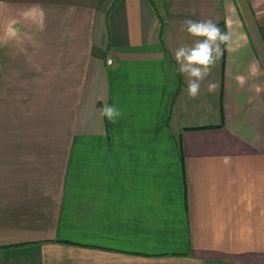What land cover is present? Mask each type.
I'll list each match as a JSON object with an SVG mask.
<instances>
[{"label": "crops", "instance_id": "0c3cea01", "mask_svg": "<svg viewBox=\"0 0 264 264\" xmlns=\"http://www.w3.org/2000/svg\"><path fill=\"white\" fill-rule=\"evenodd\" d=\"M0 264H264V0H0Z\"/></svg>", "mask_w": 264, "mask_h": 264}, {"label": "clouds", "instance_id": "9594fccd", "mask_svg": "<svg viewBox=\"0 0 264 264\" xmlns=\"http://www.w3.org/2000/svg\"><path fill=\"white\" fill-rule=\"evenodd\" d=\"M180 31L193 39L192 44H181L173 53L176 71L186 80V95L189 99H196L201 94L202 87L208 93H214L218 84L209 78L223 55L222 46L229 44L231 35L222 31L211 19L185 20ZM101 116L115 123L122 112L115 105L105 104L101 109Z\"/></svg>", "mask_w": 264, "mask_h": 264}, {"label": "rangeland", "instance_id": "374dc122", "mask_svg": "<svg viewBox=\"0 0 264 264\" xmlns=\"http://www.w3.org/2000/svg\"><path fill=\"white\" fill-rule=\"evenodd\" d=\"M193 105V104H192Z\"/></svg>", "mask_w": 264, "mask_h": 264}]
</instances>
